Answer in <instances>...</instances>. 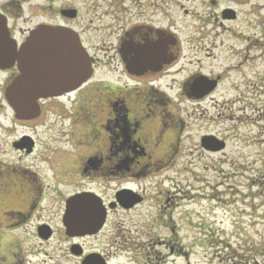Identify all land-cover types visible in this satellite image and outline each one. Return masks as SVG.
Masks as SVG:
<instances>
[{
	"label": "flooded vegetation",
	"instance_id": "1",
	"mask_svg": "<svg viewBox=\"0 0 264 264\" xmlns=\"http://www.w3.org/2000/svg\"><path fill=\"white\" fill-rule=\"evenodd\" d=\"M32 1L0 0L6 36L17 51L40 22L21 30L11 21L13 16L32 11ZM216 1L199 0L197 9L184 12L191 25L184 28L189 33L187 40L181 41L176 26L162 25L156 12H141L139 5L130 27L125 26L118 5L107 6L102 13L87 12L86 25L81 24L77 6L58 8L55 26L68 28L79 37L91 73L79 85L62 83L53 95L40 97L35 106L28 104L37 113L33 117L29 113L31 119H16L5 97L21 75L18 62L0 69V264H45L44 259L53 264V258L62 253L73 264H82L89 256H99L110 264L108 254L92 248L86 251L84 246L109 232L115 221L112 214L127 212L119 205L120 190H130L145 201L143 190L121 185L148 180L172 158V142L177 141L171 124L173 91L205 114L217 103L213 97L224 77L197 71L175 81L172 77L183 74L178 64L193 65L191 59L201 52L210 63L223 59L225 75L241 76L248 69H262L264 75V0H230L231 6L206 17L214 11ZM44 2L50 6L51 0H40L33 16L45 18ZM68 11L75 12L73 18L62 15ZM87 31L102 40L116 37V45L107 51L114 54L99 56L100 50L108 48L104 43L101 47L90 44ZM31 86L37 84L27 83V93ZM197 119L202 122L205 116L199 114ZM205 137L214 143L202 145ZM221 141L226 145L225 140L207 134L199 143L206 153H217L220 150L205 147L217 148ZM110 185H115L113 195L106 197ZM87 195L100 199L105 224L94 234L75 231L70 236L64 226L67 204ZM21 244L26 250L19 248ZM169 249L174 252L173 247Z\"/></svg>",
	"mask_w": 264,
	"mask_h": 264
},
{
	"label": "rangeland",
	"instance_id": "2",
	"mask_svg": "<svg viewBox=\"0 0 264 264\" xmlns=\"http://www.w3.org/2000/svg\"><path fill=\"white\" fill-rule=\"evenodd\" d=\"M83 1L51 0L50 6L44 2L45 18L39 19L32 12L40 0H34L30 3L32 11L13 16L11 22L21 30L39 22L55 25L59 22L55 11L75 5L81 12V24L86 25L88 13H102L107 11V6L118 5L125 26L130 27L139 5L141 12H156L162 25L176 26L179 32L175 33L181 41L187 40L189 33L184 28L191 25L184 12L199 7V0ZM216 3L214 11L207 12L210 15L206 17L211 18L232 4L230 0H217ZM255 16L250 18V25ZM109 24L113 25V22ZM92 35L91 31L85 33L93 46L101 47L104 43L108 48L116 45V37L102 40ZM110 50H100L99 56L114 54L107 52ZM191 60L193 65L178 64L183 68V74L172 78L179 81L197 71L221 75L224 80L213 97L217 103L205 114L173 91L171 124L175 125L173 135L177 141L172 142V158L167 166L146 181L128 186L118 184L143 190L144 203L131 211L112 214L115 221L109 232L89 245H83L86 251L92 248L102 255L108 254L110 264H264L262 69H248L241 76L233 72L225 75L223 59L210 63L198 52ZM199 114L205 116L204 121L197 119ZM207 134L225 140L224 150L217 153L203 151L199 140ZM114 186L110 185L106 197L113 195ZM19 248L26 250L22 244ZM53 260V264H73L65 253Z\"/></svg>",
	"mask_w": 264,
	"mask_h": 264
},
{
	"label": "water",
	"instance_id": "3",
	"mask_svg": "<svg viewBox=\"0 0 264 264\" xmlns=\"http://www.w3.org/2000/svg\"><path fill=\"white\" fill-rule=\"evenodd\" d=\"M62 15L68 18H73L74 11L62 12ZM1 17V16H0ZM3 18V17H1ZM0 18V67L3 68L12 59H16L19 63L21 74H27L30 71L40 73L39 79L47 83H59L66 81L72 84L79 83L90 74V65L86 53L82 50L77 36L70 30L62 27H51L47 25H40L32 31L21 50L17 55L15 50L7 39L5 33L4 18L1 22ZM25 76V75H24ZM23 76V77H24ZM24 80H27L24 78ZM22 79L18 84L8 90L13 97H11V104L15 108V112L20 118H26L28 113L32 114L35 110L33 108L26 109V102L23 101L26 95L13 94L15 90L21 88ZM47 88V87H46ZM45 88V90H46ZM54 87H51L53 89ZM43 96V92L39 93ZM9 99L8 94L5 95ZM34 97V96H33ZM31 97L30 99H33ZM212 145L214 142L211 137L202 139V145ZM217 148L213 146H204L210 151H219L224 148L222 142L218 143ZM117 198L120 205L124 209L132 208L141 200L137 199L133 193L123 190L117 193ZM93 197L82 196L71 199L67 204V214L64 219V225L67 229V234H94L99 231L104 223L105 213L99 207L101 204ZM87 203L85 207H78ZM79 208V210H78ZM78 211V212H77ZM72 214H75L72 218ZM76 235V234H75ZM71 236V235H70ZM78 255V252H73ZM82 264H104L99 258L94 256L87 257Z\"/></svg>",
	"mask_w": 264,
	"mask_h": 264
}]
</instances>
